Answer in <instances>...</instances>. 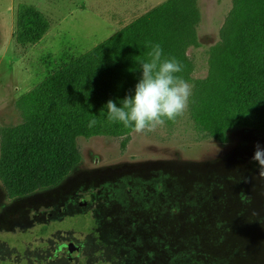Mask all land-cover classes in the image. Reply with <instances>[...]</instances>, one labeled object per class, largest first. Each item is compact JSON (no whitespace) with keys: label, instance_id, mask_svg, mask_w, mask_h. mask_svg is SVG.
<instances>
[{"label":"rangeland","instance_id":"374dc122","mask_svg":"<svg viewBox=\"0 0 264 264\" xmlns=\"http://www.w3.org/2000/svg\"><path fill=\"white\" fill-rule=\"evenodd\" d=\"M167 1L0 0V164L12 149L4 133L25 125L19 98ZM21 4L51 22L36 45L16 41ZM198 5L200 45L188 51L195 70L186 113L155 132L77 139V164L56 187L11 196L0 173V258L34 264H264V178L252 160L264 135L236 130L222 143L199 131L194 120L219 82L234 27L233 0ZM44 225L50 226L47 235ZM70 242L83 249L68 260Z\"/></svg>","mask_w":264,"mask_h":264},{"label":"trees","instance_id":"16d2710c","mask_svg":"<svg viewBox=\"0 0 264 264\" xmlns=\"http://www.w3.org/2000/svg\"><path fill=\"white\" fill-rule=\"evenodd\" d=\"M234 27L222 54L215 90L194 112L197 129L227 143L230 133L251 130L264 135V0H233ZM198 0H168L51 74L16 103L25 122L8 130L10 159L0 173L11 196H27L58 186L77 164V139L128 138L134 132L107 122L106 103L134 94L142 76L141 61L160 44L164 58L175 57L188 83L195 70L188 56L199 47ZM51 22L34 6L21 4L16 41L38 44ZM96 118V126L88 122ZM173 124L174 122H166Z\"/></svg>","mask_w":264,"mask_h":264},{"label":"clouds","instance_id":"9594fccd","mask_svg":"<svg viewBox=\"0 0 264 264\" xmlns=\"http://www.w3.org/2000/svg\"><path fill=\"white\" fill-rule=\"evenodd\" d=\"M145 46L151 49L149 59L140 62L142 76L134 94L126 95L119 107L112 99L106 103L107 122L119 123L136 134L155 132L166 122H175L186 113L192 94V85L177 75L184 70L182 62L175 57L164 58L158 43L149 41ZM97 123L93 118L88 127ZM252 160L258 165L259 176L264 178V146L255 145Z\"/></svg>","mask_w":264,"mask_h":264},{"label":"flooded vegetation","instance_id":"af4514ba","mask_svg":"<svg viewBox=\"0 0 264 264\" xmlns=\"http://www.w3.org/2000/svg\"><path fill=\"white\" fill-rule=\"evenodd\" d=\"M82 200H84L85 201V203H81V201ZM79 204L80 205H85L86 206V204H87V200H85V199H80L79 200ZM50 228V226H47V225H44V227L43 228H41V230L43 231V230H45L44 232L46 233V234H44V232H42L44 235H47L49 232H46V231H48V229ZM77 244V243H75V242H70V243H68V244H66L65 245V248H66V256L68 257V260H71V257H79L81 254H82V249H83V246L82 245H80V244H77V245H79L80 246V254L79 255H71V256H69V251H68V246L70 245V244ZM34 262L35 261H32V260H30V259H16V258H7V257H2V258H0V264H34ZM36 262H37V260H36ZM39 262V261H38ZM48 264H51V263H48Z\"/></svg>","mask_w":264,"mask_h":264},{"label":"water","instance_id":"95a60500","mask_svg":"<svg viewBox=\"0 0 264 264\" xmlns=\"http://www.w3.org/2000/svg\"><path fill=\"white\" fill-rule=\"evenodd\" d=\"M81 203H85V201L84 200H82L81 201ZM68 251H69V256H71V255H79L80 254V246L79 245H77V244H70L69 246H68Z\"/></svg>","mask_w":264,"mask_h":264}]
</instances>
